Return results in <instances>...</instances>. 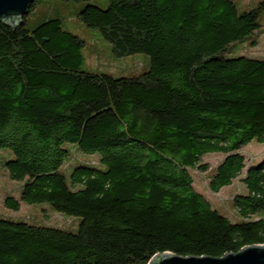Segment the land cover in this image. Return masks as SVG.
<instances>
[{
  "label": "trees",
  "instance_id": "16d2710c",
  "mask_svg": "<svg viewBox=\"0 0 264 264\" xmlns=\"http://www.w3.org/2000/svg\"><path fill=\"white\" fill-rule=\"evenodd\" d=\"M44 1L0 22V165L18 183L0 200L11 211L46 202L78 224L0 213V264H148L263 244L264 157L248 163L242 148L264 143V55L225 54L261 31L263 1ZM71 2L114 55L145 53L147 68H84L86 42L59 17ZM194 172L211 192L240 180L233 213L195 187Z\"/></svg>",
  "mask_w": 264,
  "mask_h": 264
},
{
  "label": "rangeland",
  "instance_id": "374dc122",
  "mask_svg": "<svg viewBox=\"0 0 264 264\" xmlns=\"http://www.w3.org/2000/svg\"><path fill=\"white\" fill-rule=\"evenodd\" d=\"M90 3L96 4L100 7H105L107 0H88ZM238 5L240 3L253 4L256 0H236ZM264 3V0H261ZM50 1H44L46 6ZM76 2L63 5L60 8L59 17L62 20V27L75 35L83 38L86 42V49L84 50V68L96 69L104 71L112 76L123 75H135L144 71L149 63L148 55L145 53H133L124 56H116L111 51L110 44L104 40L96 30L89 29L83 24L77 21L74 16L78 6ZM241 6V5H240ZM53 14V13H52ZM261 31L255 34H251L244 41L238 43L235 48L228 51L227 57L235 56L234 50H242L248 52L251 55L263 56L264 55V14L261 18ZM255 39V42H254ZM253 40V44L252 41ZM251 42V43H250ZM91 53V54H89ZM242 152L247 158V162H257L260 158L264 157V143L251 141L242 148ZM4 154V150L0 149V156ZM73 156L81 161L87 160L93 164H97V156L95 154H86L77 149H73ZM220 154H207L203 157V160L208 163L212 168L217 163ZM1 160V157H0ZM71 164V161L69 162ZM67 169V168H66ZM194 185L197 189L203 192V194L210 200V202L217 206L219 209L226 212L233 213L231 200L236 192L241 191L242 184L240 180L236 178L228 186L221 188L218 192H211L206 185L207 173L194 172ZM18 183L8 178L5 170L0 165V195L5 192L12 191L16 193V187ZM16 186V187H15ZM0 213L4 215L23 216L26 219L37 220L38 223L52 224L61 227H65L69 230H75L78 224V217L67 215L63 212L53 210V208L46 202L42 203H22L17 211H11L3 207L0 200Z\"/></svg>",
  "mask_w": 264,
  "mask_h": 264
},
{
  "label": "water",
  "instance_id": "95a60500",
  "mask_svg": "<svg viewBox=\"0 0 264 264\" xmlns=\"http://www.w3.org/2000/svg\"><path fill=\"white\" fill-rule=\"evenodd\" d=\"M34 0H0V22L20 23ZM148 264H264V243L242 247L222 256H182L171 252L153 255Z\"/></svg>",
  "mask_w": 264,
  "mask_h": 264
}]
</instances>
